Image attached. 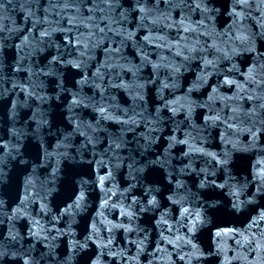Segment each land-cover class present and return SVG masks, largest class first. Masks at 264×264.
Returning <instances> with one entry per match:
<instances>
[{
    "label": "water",
    "instance_id": "95a60500",
    "mask_svg": "<svg viewBox=\"0 0 264 264\" xmlns=\"http://www.w3.org/2000/svg\"><path fill=\"white\" fill-rule=\"evenodd\" d=\"M0 264H264V0H0Z\"/></svg>",
    "mask_w": 264,
    "mask_h": 264
}]
</instances>
